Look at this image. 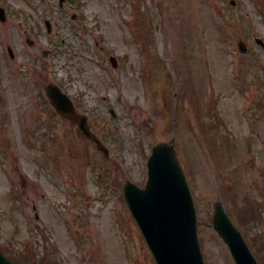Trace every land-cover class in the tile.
I'll list each match as a JSON object with an SVG mask.
<instances>
[{"label":"rangeland","instance_id":"obj_1","mask_svg":"<svg viewBox=\"0 0 264 264\" xmlns=\"http://www.w3.org/2000/svg\"><path fill=\"white\" fill-rule=\"evenodd\" d=\"M28 1L0 0L8 14L0 22V247L17 257L36 226L48 236L46 249L54 250L32 251L22 264H34V255L44 264H155L128 215L122 186L132 181L142 188L152 146L173 135L197 208L205 264H236L212 227L216 201L256 247L253 238L264 235V47L255 41L264 42L263 2L143 0L150 22L145 39L161 59L152 61V80L145 81V56L129 25L134 0H73L64 9L58 0H32L39 12ZM45 20L53 25L50 34ZM46 49L51 54L44 58ZM27 56L37 62L33 83L43 93L48 82L61 84L84 104L80 112L89 114L94 134L109 135L104 144L111 157L95 150V171L72 122L56 121L66 167L52 158L59 149L52 136H42L44 122L31 134L36 113L42 121L47 114L24 87ZM105 171L112 181L103 189L97 178Z\"/></svg>","mask_w":264,"mask_h":264},{"label":"water","instance_id":"obj_2","mask_svg":"<svg viewBox=\"0 0 264 264\" xmlns=\"http://www.w3.org/2000/svg\"><path fill=\"white\" fill-rule=\"evenodd\" d=\"M60 1L62 5L66 0ZM0 19L6 20L2 8ZM46 91L57 112L78 119L81 131L96 141L99 149L107 156L108 149L90 133L86 117L77 115L72 101L52 83L48 84ZM112 114L116 116L114 111ZM147 166L149 180L145 189L138 188L132 182H127L124 189L129 208L133 211L157 263L204 264L198 242L196 208L174 143L162 142L154 146ZM214 208V229L228 244L236 263L259 264L240 231L228 218L222 203L216 202ZM0 264H12L1 251Z\"/></svg>","mask_w":264,"mask_h":264},{"label":"trees","instance_id":"obj_3","mask_svg":"<svg viewBox=\"0 0 264 264\" xmlns=\"http://www.w3.org/2000/svg\"><path fill=\"white\" fill-rule=\"evenodd\" d=\"M137 23H136V26L138 28L140 37H145L146 36L145 28L147 27V25H145V19L142 16H139L137 18ZM144 40L147 41L146 39H144ZM148 41H149V39H148ZM6 253H7L9 259L11 261H14L15 264H22L23 260L30 258V252H29V249H27V246H25L24 248H21V251L19 252L20 254H18L17 257L15 255L8 254V252H6Z\"/></svg>","mask_w":264,"mask_h":264}]
</instances>
